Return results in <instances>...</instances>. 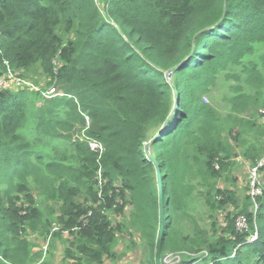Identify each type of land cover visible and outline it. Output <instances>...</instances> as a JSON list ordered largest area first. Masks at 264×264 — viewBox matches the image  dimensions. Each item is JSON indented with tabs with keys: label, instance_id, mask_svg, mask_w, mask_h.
<instances>
[{
	"label": "trees",
	"instance_id": "16d2710c",
	"mask_svg": "<svg viewBox=\"0 0 264 264\" xmlns=\"http://www.w3.org/2000/svg\"><path fill=\"white\" fill-rule=\"evenodd\" d=\"M99 2L0 0V78L42 75L46 86L78 102L0 90V264H33L39 254L26 236L62 233L72 238L63 264H103L116 258L125 226L138 231L155 264L159 204L149 142L162 178L161 258L189 251L183 264H264V191L254 216L249 196L239 207L235 192L217 187L232 169L239 134L223 138L221 116L203 102L220 77L240 67L236 80L254 94L233 86L231 115L259 102L264 108V53L245 61L264 46V0ZM91 140L102 154L90 149ZM258 155L252 145L243 153L255 162ZM190 179L207 188L208 210L223 216L210 237L176 228L195 192ZM127 206V224L113 223L109 212L121 218Z\"/></svg>",
	"mask_w": 264,
	"mask_h": 264
},
{
	"label": "rangeland",
	"instance_id": "374dc122",
	"mask_svg": "<svg viewBox=\"0 0 264 264\" xmlns=\"http://www.w3.org/2000/svg\"><path fill=\"white\" fill-rule=\"evenodd\" d=\"M98 4L101 3L98 0ZM264 53V46H257L252 56L245 58V61H255L260 54ZM59 63L56 62V65ZM240 67L233 68L229 77H220L217 85L204 96V101L208 105L214 107L216 112L221 116L222 121L219 123V133L223 138H228V132L235 130L238 132V141H233L234 150L236 152V158L234 159L232 169L227 172L222 179H220L216 185L219 189H225L227 191L235 192L238 197L239 207L246 204V197L248 196L247 178L252 164L255 159H249L243 156V153L249 146H256L258 156L264 157V108L259 104H252L248 108H238L234 116L238 118L239 123H232V120L228 119V116L234 118L231 115V107L227 103V98L232 94L231 88L233 86H240L243 92L253 95L248 87L244 86L242 80H236L237 76L240 77ZM40 74V73H39ZM33 77L19 78L22 80H28L39 86L41 89H45L46 78L42 75H32ZM41 99V98H40ZM42 102V100H41ZM41 102H39L41 104ZM260 182L262 188V196L264 191V172L260 174ZM187 183L192 185L195 192L187 199L188 208L187 212L181 219H176V228L183 235H192L193 231L199 230L204 236H212L215 226H222L224 224L222 214L218 212L211 213L204 201V196L207 188L200 185L198 179H190ZM29 187L34 194L36 204L43 209L44 200L38 189L29 182ZM261 196V197H262ZM260 197V199H261ZM264 199V197H263ZM251 210V206L249 211ZM131 207L127 206L124 210V214L121 218L114 217L109 212V218L113 223L127 224ZM232 208L228 207L225 213H231ZM127 233L119 234L117 237V243L115 246L116 258L105 259L103 264H148V252L145 248V243L140 238L137 230L134 228L127 229ZM59 230L56 225L53 227L52 233ZM206 234V235H205ZM61 239H54L48 236L46 240L39 237L37 234H28L26 239L32 244L33 253L39 254L38 260L33 264H63L64 250L69 247L72 238L67 233H62ZM170 254H166L162 259H167L166 264L170 261ZM192 256V253L187 251L183 256L180 254V264H183L186 257Z\"/></svg>",
	"mask_w": 264,
	"mask_h": 264
},
{
	"label": "built area",
	"instance_id": "2783aa9c",
	"mask_svg": "<svg viewBox=\"0 0 264 264\" xmlns=\"http://www.w3.org/2000/svg\"><path fill=\"white\" fill-rule=\"evenodd\" d=\"M98 3V0H95ZM30 90L36 93H39L41 96L42 102L45 100L53 99V98H64L69 97L73 98L75 103L78 104L77 99L70 95L64 94L63 92L57 90L54 86H47L45 89H41L39 86L35 85L33 82L28 80L19 79L16 75L12 73H7L0 78V90ZM80 110V109H79ZM81 111V110H80ZM82 112V111H81ZM85 120V128L88 129L89 127V117L86 114L81 113ZM83 133V132H82ZM89 147L92 151H95L99 154H102L103 147L97 143L96 141H89ZM264 169V157L259 158L254 164H252L251 169L249 171V175L247 178V187H248V196L251 198V210L250 213L256 216L258 211V202L256 201L257 198L262 196V188L260 182V174ZM235 226L237 230H242L246 226V219L244 216H240L236 222ZM258 236L257 231L255 230L253 234H251L248 238L249 243H253L256 241ZM235 251H233V255H235ZM170 261L168 264H180V255H172L170 254ZM167 259H164V264H166Z\"/></svg>",
	"mask_w": 264,
	"mask_h": 264
},
{
	"label": "water",
	"instance_id": "95a60500",
	"mask_svg": "<svg viewBox=\"0 0 264 264\" xmlns=\"http://www.w3.org/2000/svg\"><path fill=\"white\" fill-rule=\"evenodd\" d=\"M163 128H164V125H163ZM163 128H161V130ZM155 139L156 138H154L153 140ZM149 144L150 142L145 145V153L147 154L148 160L154 164V167L156 169V181L158 185V204H159V224H158L157 238L155 242V264H162L161 247H162L164 224H165L163 195H162V178H161V172H160L159 166L155 163V161L149 155V152H148Z\"/></svg>",
	"mask_w": 264,
	"mask_h": 264
}]
</instances>
